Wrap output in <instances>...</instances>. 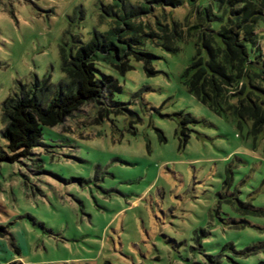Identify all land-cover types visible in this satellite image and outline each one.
I'll return each instance as SVG.
<instances>
[{
	"label": "rangeland",
	"instance_id": "obj_1",
	"mask_svg": "<svg viewBox=\"0 0 264 264\" xmlns=\"http://www.w3.org/2000/svg\"><path fill=\"white\" fill-rule=\"evenodd\" d=\"M113 1L0 0V264H264V131L188 92L195 38L177 52L147 42L152 75L134 58L124 74L106 67L123 105L83 104L5 159L3 100L46 74L65 90L60 46L104 32ZM195 11L183 0L143 21L187 27ZM254 34L264 77V22Z\"/></svg>",
	"mask_w": 264,
	"mask_h": 264
},
{
	"label": "trees",
	"instance_id": "obj_2",
	"mask_svg": "<svg viewBox=\"0 0 264 264\" xmlns=\"http://www.w3.org/2000/svg\"><path fill=\"white\" fill-rule=\"evenodd\" d=\"M182 1L140 0L131 6L126 0H114L106 11L109 25L104 32L94 31L88 42L77 39L74 50L60 46V67L68 78L65 90L60 85L53 87L46 74L42 79L35 78L31 88L20 83L19 91L1 103V134L8 151L5 159L13 162L18 156H28L41 144L43 126L60 124L83 104L107 101L116 107L123 105L112 98L120 90L118 81L104 69L112 67L124 74L134 58L143 61L145 73L152 75L156 72L151 67L156 56L144 48L147 42L177 52L179 43L195 38V54L183 73L188 92L213 112L230 113L239 128L249 121V134L256 136L264 131L260 96L264 93L263 66L253 50L257 42L255 26L264 22V0H188L196 6L197 21L187 27L174 21L163 23L158 18L152 25L143 21V17L153 16L154 10L176 7ZM258 82L261 85H255ZM231 97L236 102L230 101ZM189 120L186 114L179 125ZM180 140L185 144L188 135Z\"/></svg>",
	"mask_w": 264,
	"mask_h": 264
}]
</instances>
